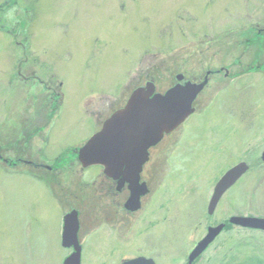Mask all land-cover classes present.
I'll return each instance as SVG.
<instances>
[{"label": "rangeland", "instance_id": "1", "mask_svg": "<svg viewBox=\"0 0 264 264\" xmlns=\"http://www.w3.org/2000/svg\"><path fill=\"white\" fill-rule=\"evenodd\" d=\"M244 1L0 0V264H64L73 249L62 245L63 223L75 208L83 219L82 264H121L141 254L157 255L158 264H186L209 224L264 216V69L233 81L215 77L194 114L165 138L178 142L145 204L152 209L171 200L173 225L129 228L119 217L108 224L101 212L105 199L92 184L97 167L83 177L77 163L55 181L15 161L18 149L27 147L53 164L65 150L84 145L148 81L159 91L180 72L200 79L231 65L235 53L215 55L208 44L201 52L199 44L231 25L241 33L252 26L249 20L263 24L264 0ZM237 47L238 58L248 61L244 41ZM39 116L52 121L43 133L48 139L21 147L24 126ZM240 161L250 169L210 216L214 186ZM164 231L169 236L159 241ZM239 259L264 264V235L245 228L224 232L199 264Z\"/></svg>", "mask_w": 264, "mask_h": 264}, {"label": "flooded vegetation", "instance_id": "2", "mask_svg": "<svg viewBox=\"0 0 264 264\" xmlns=\"http://www.w3.org/2000/svg\"><path fill=\"white\" fill-rule=\"evenodd\" d=\"M256 2L255 0H245L244 3H251ZM257 17L255 14L252 16H249L250 19ZM247 23H251V25L245 27L244 31L241 33H236V27L231 25V27H228L226 30H221V32H218L217 34L210 37V39H202L199 45H201L202 48H200V51L203 52L206 50L205 44H208L207 50H210L211 47L214 48V54H223L224 56L232 55V53H235L236 59L233 60L231 65H222L219 67V69H212L207 70L205 74L201 76L200 79L194 78L193 79H187L185 73L180 72L174 76V80L172 83L169 84V88L167 87L164 90H156V92H166L171 87L176 86L180 82L185 84L188 81H193L196 83H202L205 79L208 80V84L205 86V88L202 90V93L207 89L213 80H217L215 77L223 76L224 79H230V80H237L238 78L244 76L245 74H255L258 72V70L264 69V23L260 20H249ZM212 35V34H211ZM208 34H205V37H208ZM240 40L244 41V46L247 47L246 53L249 54L250 58L248 61H241L240 58H238L237 52L239 47L238 43ZM239 41V42H238ZM183 75V80L179 82L178 76ZM222 79V78H221ZM155 83V82H154ZM137 88V87H136ZM135 88V89H136ZM134 89V90H135ZM157 89V85H156ZM202 93L197 97V99L194 101V106L197 110V106L201 105V103L198 101L199 97L202 95ZM52 96V94H51ZM195 110V111H196ZM45 118V117H44ZM108 118V117H107ZM34 121L32 123H27L26 126L23 128L24 137L22 139H18V142L23 143L22 146H29L30 143L33 142V139L40 138L45 141L48 139V137L43 136V133L46 132L45 130L50 126V123L52 122L48 118L45 120L43 119V116L35 117L33 118ZM104 121H102L100 129H102V126L104 124ZM183 125V124H182ZM182 127V126H181ZM180 128V127H179ZM178 128V129H179ZM99 129V130H100ZM176 129V130H178ZM44 130V131H43ZM175 130V131H176ZM98 131V130H97ZM173 131L172 133H174ZM171 134L165 135V137L159 142L157 145L152 146L149 150V160L146 161L142 165V170L139 175V182L137 181H128V180H121L123 175L121 172L117 173L115 176H110L107 173V168L104 164L98 163L94 165H89L88 167H85L81 161L78 159V153L79 148L82 146H76V148H70L65 151L69 152L67 155H61L54 159L53 164L43 162L39 157L40 150L35 152H30L27 147H25L24 150H19L17 158H15V161L17 162L18 166L21 164H26L28 167L32 169V172L39 171L40 174L44 179L45 177H48L51 180L56 181V177L59 175V172L66 171V169L72 168V165H76L77 163L80 166V171L83 174L86 173L88 168L90 167H97V172L94 178L92 179V184L97 185L98 194L104 198V209L101 211L103 215V219L109 224L113 219H116V217H119L120 224H124V226L133 227V224H137L139 227L143 225L145 222V225H148V227H155V226H162L167 225L171 223L173 225V211L171 209V200L164 199L161 203H159L156 207L150 208L149 206L145 204V200L148 197L153 198L156 193V188L162 183L163 179L161 176L163 175L162 172L167 170L166 167H164L163 162L168 161V153L172 150L174 147L173 144L177 143V139L169 140L168 142H165V138H171ZM27 141V142H25ZM29 144L27 145V143ZM2 156V155H0ZM1 158V157H0ZM5 162H8V159H4ZM162 173V174H161ZM44 174V175H43ZM94 174V173H93ZM92 176V175H91ZM93 177V176H92ZM50 183L49 180H46ZM85 184V183H83ZM86 185H89V182L86 183ZM142 191H145L144 194L140 196V206L137 209H133L131 205V200L135 193H141ZM95 194V193H94ZM87 202V201H86ZM149 205V204H148ZM151 205V204H150ZM113 208H116V211L114 213ZM135 208V207H134ZM77 211V215H79V226L80 229L83 226V219L81 218V209L75 208L72 209ZM71 210V211H72ZM86 213L88 214V218H90V223L93 219H91L94 214L91 215L92 211L91 209H86ZM116 212L118 215L116 216ZM142 212V213H141ZM264 217V216H262ZM225 223V227L223 228V231L219 233V235L213 240L209 247L201 254L198 258H196L192 263H189V257L191 252L194 250V248L198 245L201 239H203L208 234V228L210 226H217L220 223ZM219 222L218 224L212 225L209 224L206 228V233L197 241V243L194 245L192 249L188 252V258L186 264H199V261L203 258V256L207 253L209 248L216 242V240L221 236L224 232H233L237 231V228H243L238 227L236 225H233L229 222V218L227 220ZM147 223V224H146ZM92 224V223H91ZM163 227V226H162ZM161 227V228H162ZM122 228V227H121ZM249 230L250 232H259L264 235V229H254V228H245ZM109 233V231H107ZM167 232L164 231L162 233V236L159 237V241H166ZM81 242V239H80ZM82 245V242H81ZM155 248V251H160L159 253H162V248L160 247V250L158 248V245ZM160 246V245H159ZM83 251V248H82ZM83 253V252H82ZM148 257L154 260L155 264H158V257L157 255H138L136 257ZM135 257V258H136ZM82 258V255H81ZM130 258V259H135ZM130 259H124L130 260ZM124 261L122 263H124ZM239 262L237 264H242V261L239 259ZM121 263V264H122ZM251 264V263H248Z\"/></svg>", "mask_w": 264, "mask_h": 264}, {"label": "water", "instance_id": "3", "mask_svg": "<svg viewBox=\"0 0 264 264\" xmlns=\"http://www.w3.org/2000/svg\"><path fill=\"white\" fill-rule=\"evenodd\" d=\"M183 78V75L178 76L179 82ZM207 84V79L200 84L193 81L185 84L181 82L165 93H156V84L152 81H148L146 86L137 87L124 107L112 113L104 122L102 129L79 149V160L85 167L102 163L106 166L108 175L115 176L121 172L123 175L121 180L139 182L141 168L149 160L151 146L161 142L165 134L172 133L192 115L195 111L194 101ZM249 169L250 164L240 162L223 175L211 197L208 207L210 214L216 211L228 189ZM144 193L145 191L134 194L130 201L133 209L140 206V196ZM230 222L239 227L264 229L263 217L232 216ZM64 226L63 246L75 248V252L64 264H81L82 247L78 236L80 226L77 211L68 213ZM224 226L225 224H220L209 228L208 235L192 251L190 263L203 253ZM123 264L155 263L152 259L138 257Z\"/></svg>", "mask_w": 264, "mask_h": 264}, {"label": "trees", "instance_id": "4", "mask_svg": "<svg viewBox=\"0 0 264 264\" xmlns=\"http://www.w3.org/2000/svg\"><path fill=\"white\" fill-rule=\"evenodd\" d=\"M60 95H61V94H60ZM60 95H59V96H60ZM59 99H60V98H59Z\"/></svg>", "mask_w": 264, "mask_h": 264}]
</instances>
